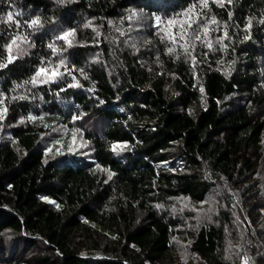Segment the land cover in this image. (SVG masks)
I'll use <instances>...</instances> for the list:
<instances>
[{"label": "trees", "instance_id": "trees-1", "mask_svg": "<svg viewBox=\"0 0 264 264\" xmlns=\"http://www.w3.org/2000/svg\"><path fill=\"white\" fill-rule=\"evenodd\" d=\"M199 3L0 0V61L13 36L30 42L0 68L2 264H264V0ZM192 5L187 55L156 18ZM219 189L205 223L172 213L179 199L214 208ZM178 234L196 261L176 258Z\"/></svg>", "mask_w": 264, "mask_h": 264}, {"label": "snow or ice", "instance_id": "snow-or-ice-1", "mask_svg": "<svg viewBox=\"0 0 264 264\" xmlns=\"http://www.w3.org/2000/svg\"><path fill=\"white\" fill-rule=\"evenodd\" d=\"M58 3H65L66 0H57ZM214 3H216L219 7H224L225 5V0H213ZM232 0H227V3H231ZM199 8L202 10L204 8H208V0H200L199 3ZM181 16L183 17V19L180 18H172L165 21H162L159 17L156 18V26L157 27H161V25H163V27L161 28V30L163 31L164 35L161 37V39H167L168 41H170L172 44H176L178 41H183V43L180 45L184 51L185 54L187 55H191V52L189 51V48L192 46L191 45V41L189 39V30H191L193 28L194 24H199L200 19L202 18L199 13L197 12V5H192L188 10H186L185 12H183L181 14ZM229 16H231V13H229ZM203 19L206 20V23L204 24L202 29H197L195 35H194V39L195 40H200L201 39V34L204 36L208 35L209 32V24H217V20L215 18V16H212L210 20H208L206 17H203ZM6 21L7 22H12L13 21V14L11 12L8 13L7 17H6ZM260 23H264V20L259 21ZM28 28H36V27H40L41 25V21L40 19L37 17L35 19H32L30 21H26L25 22ZM185 25H187V27H185ZM252 25V20L250 19L248 21V28L250 29ZM16 26L19 28L20 24L17 21L16 22ZM178 28V31L176 33H173L171 31L172 28ZM226 27V26H225ZM75 33L73 32H69V33H65L63 36L58 37V39H62L65 40L69 46H71V41L68 40L69 36H74ZM228 33L227 31H225L224 33V37L227 38ZM17 41H20V44L17 43ZM218 43L220 41H217ZM23 43H30L27 40L26 36H22V35H15L13 36V38L10 40V42L5 46L7 48V52L8 55L4 58L3 61H0V68H5L8 66V64L14 62V60L16 59V56H14L13 53V47L15 46L16 49H18L19 51L17 52V55L20 54V52L23 51V49H21V44ZM205 43L207 44V46L209 48L212 47V43L211 41H205ZM49 48H52V50L55 52L57 51V49L55 48L54 45L49 44L48 45ZM169 53L172 54L175 52L174 48H169L168 49ZM179 58V57H177ZM193 63H195V58H193ZM63 65V61L60 62V65L57 66V68L59 66ZM45 75L46 77L49 76V69L48 68H44L41 67L40 69L37 70L36 74L29 80L26 81L25 83H31L33 85H35L38 81H37V77H40L41 75ZM81 75H83V71H81ZM57 76V71L56 70H52L51 71V77H56ZM87 78V77H85ZM73 80H75V77H73ZM40 83H47L49 82L48 79L39 81ZM52 82H55L54 80H52ZM22 85H18V87H21ZM80 86L77 83H73V84H69V87H78ZM63 90V89H62ZM201 92H203V88L200 89ZM26 97H19V99H25ZM0 103H2V101H0ZM7 111L6 108L0 109V121H2L4 119V113ZM28 120L30 121H34L36 120V117L34 116H29ZM24 121H21V123H23ZM75 140V135H73V141ZM126 145H112V151H117V149L123 150L124 148H126ZM112 175H114L113 173H109L108 179L112 178ZM57 207H59V205H57ZM157 207H160L159 205Z\"/></svg>", "mask_w": 264, "mask_h": 264}, {"label": "rangeland", "instance_id": "rangeland-1", "mask_svg": "<svg viewBox=\"0 0 264 264\" xmlns=\"http://www.w3.org/2000/svg\"><path fill=\"white\" fill-rule=\"evenodd\" d=\"M224 198H225V194L221 189H219L217 193L214 195L213 200L212 201L211 199L209 200V202H211L210 203L211 205L215 203L214 202L215 199H218L216 201V206H214V208L209 207L207 205H200L192 201H189L187 199H179L174 202L172 213L180 214L179 217L182 225H188V227H190V225H200L207 221V219L209 218V213L211 214V216L214 215V211L215 209H217L216 207L218 205L222 206L221 208L225 207V204L222 200ZM233 200L236 201L235 198H233ZM234 201H232L231 203L234 204L233 203ZM177 236H178L177 238L178 243L176 244V250H177L176 258L183 263H187L190 258H193L196 261V258L198 257L195 256L193 253H191L189 249L190 241H188L185 236L183 237L180 236V234H178ZM43 253H45V250L39 247L31 251L27 255V257H32ZM1 258L2 257H0V264H2Z\"/></svg>", "mask_w": 264, "mask_h": 264}]
</instances>
